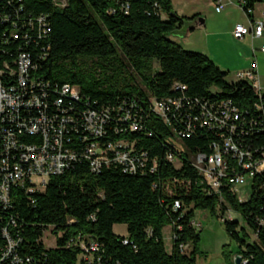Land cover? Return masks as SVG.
Returning a JSON list of instances; mask_svg holds the SVG:
<instances>
[{
	"label": "trees",
	"instance_id": "1",
	"mask_svg": "<svg viewBox=\"0 0 264 264\" xmlns=\"http://www.w3.org/2000/svg\"><path fill=\"white\" fill-rule=\"evenodd\" d=\"M61 1L0 2V67L5 61L18 67L23 49L37 65L38 77L51 83V88L64 84L79 88L90 101L88 107L131 106L136 101L140 130L109 129L102 138L88 134L90 139L79 142L78 125L73 131L69 127L65 145L81 154L86 141L101 148L107 141L115 146L128 142L134 143L139 157L143 152L147 156L140 157L142 164L136 161L134 172L115 160L94 172L89 161L79 157L62 174L49 178L44 191L10 189L14 200L10 211L18 216L21 228L23 264H84L87 257L91 264L98 259L101 264H195L200 252L195 210L216 214L220 206L224 215L227 204L242 215L254 238L248 241L249 233L238 221H224L230 240L239 245L242 264H264V174L254 177L252 197L243 202L227 187L209 194L193 165V158L211 154L218 140L217 132L202 126L199 119L201 106L212 102H232L240 113L235 135L253 152L264 147L254 83L239 78L227 82L228 73L211 58L187 51L169 38L185 21L198 17L179 16L172 0H65V5ZM246 1L248 9L255 8L258 0ZM39 16L46 18L50 28L42 38L37 22L29 27ZM14 32L17 41L11 38ZM72 97L71 103H78ZM169 99L181 100L182 105L169 112L167 122L155 112L154 101ZM176 200L181 203L178 209H174ZM117 224L127 225L128 236L113 232ZM167 226L172 228L171 253L163 237ZM47 229L55 237L53 248L45 244ZM79 235L86 242L95 240L100 250L89 252L70 243ZM4 243L0 232V248ZM227 247L221 255L233 264ZM0 264H10L1 262V250Z\"/></svg>",
	"mask_w": 264,
	"mask_h": 264
},
{
	"label": "built area",
	"instance_id": "2",
	"mask_svg": "<svg viewBox=\"0 0 264 264\" xmlns=\"http://www.w3.org/2000/svg\"><path fill=\"white\" fill-rule=\"evenodd\" d=\"M61 2L62 5L66 4L65 0ZM227 4L239 6L250 18L248 25L242 23L235 25L232 32L234 38L242 40L248 35L253 39L263 36L264 9L261 10L260 19L254 20L255 8L246 9V0H214L218 13L222 12ZM35 22L40 27L39 38L48 34L50 28L44 16L31 20L29 27L33 28ZM11 38L17 41V32H14ZM261 51L264 53V45ZM41 56L43 58L45 56L44 49ZM18 58L23 60V67H15L14 62L11 65L7 61L0 67V152H3V160H0V232L5 240L0 250L1 262L9 261L10 264H23L24 261L19 257L22 239L21 228L17 223L18 216L10 211L14 200L5 199L4 189H11L14 192L25 189L27 193L42 190L45 185H36L35 178L60 175L79 157L89 161L94 172H99L104 163L109 164L113 160L134 172L137 169L136 161L142 164L140 157L145 160L147 156V153L143 152L139 157L134 143L128 142H121L115 146L112 141H107L105 148H101L99 143H89V146L81 147V154L78 153V149L66 146L65 138L71 134L69 127L73 131L78 125L80 128L76 129L75 133L79 142L81 139H90L87 138L88 134L102 138L107 135L109 129L117 133L123 130L131 132L140 130L135 110L139 105L132 101L131 106L125 103L102 108L88 107L90 101L82 96L79 88L69 84L51 88V83L38 77L36 75L38 67L28 52L21 49ZM237 76L239 79L253 82L257 89L260 102L255 103V107L261 112L262 122L260 119L258 124L263 134L264 96L258 81L257 61L255 60L250 71L240 72ZM71 95H78V103H71ZM181 105V100L154 101V110L168 122L169 112L172 109L177 112ZM199 119L202 126H207L218 134V140L211 146L213 150L211 154L199 153L193 158V165L201 175L202 182L207 185L209 194L220 193L223 187L238 194L237 187L245 184L247 178H250L252 183L256 175L264 174V147L253 152L251 148L244 146L238 135H235L240 113L232 102L223 100L212 102L209 106L202 105ZM79 133L81 136H78ZM179 135L189 136L185 133ZM70 139L67 140L69 144ZM122 144L125 148H122ZM109 151L113 155L112 158L109 157ZM154 170L156 166L153 167L152 171ZM180 205V201L176 200L174 209H178ZM47 234L51 236L52 231L47 229L44 240L47 239ZM84 238V235H79L70 243L80 245L83 250L89 252L100 250V245L95 240L86 242ZM186 248L188 246L184 247ZM85 261L87 262L84 264H91L88 257ZM96 264H101V259H98Z\"/></svg>",
	"mask_w": 264,
	"mask_h": 264
},
{
	"label": "rangeland",
	"instance_id": "3",
	"mask_svg": "<svg viewBox=\"0 0 264 264\" xmlns=\"http://www.w3.org/2000/svg\"><path fill=\"white\" fill-rule=\"evenodd\" d=\"M172 4L179 16L191 18L196 14H200V17L207 21V26L190 30L191 21H187L174 34L170 35L171 40L187 51L199 52L211 58L222 70L224 69L223 71L228 73L226 80L229 83H236L238 73L250 71L253 68V62L256 60L259 73L258 81L264 92V56L257 55V58L253 57L251 45H243L232 34L237 23H245V14L242 9L235 5H229L218 13L211 0H172ZM262 9H264V0H258L255 13L257 18L260 16ZM247 56H250L251 60L250 63L245 64ZM155 67H158L156 61ZM179 165L177 163V166ZM34 182L38 186L47 185L49 178H35ZM237 191L241 201H249L253 194L251 179L247 178L245 184L237 187ZM226 207L227 210L224 215H222L220 206L217 207L216 214H213L210 210H195L194 224L196 230L200 233V252L197 254L195 264H229L221 255L226 244L232 254L231 261L235 264L239 245L230 240L224 228L225 220L238 221L241 227H244L249 233L248 241H253L251 229L245 224L242 215L232 210L230 205L227 204ZM113 232L116 235L126 237L128 236L127 225L117 224L114 226ZM51 236L47 234L45 240L48 248L55 246V237ZM163 237L166 251L171 253L173 235L170 226L164 228ZM186 251L189 252V249Z\"/></svg>",
	"mask_w": 264,
	"mask_h": 264
},
{
	"label": "crops",
	"instance_id": "4",
	"mask_svg": "<svg viewBox=\"0 0 264 264\" xmlns=\"http://www.w3.org/2000/svg\"><path fill=\"white\" fill-rule=\"evenodd\" d=\"M213 3H214V0H211ZM257 3V2H256ZM227 6H229V4H227ZM226 6V7H227ZM236 6V5H235ZM261 6V5H260ZM225 7V8H226ZM237 7H239V6H237ZM224 8V9H225ZM240 8V7H239ZM241 9V8H240ZM243 13L245 14V23H243V22H239V23H242V24H245V25H248L249 23H250V18H249V16L246 14V12L245 11H243ZM255 13H256V5H255V11H254V16H253V19L254 20H258V19H260V17L261 16H259L258 18L256 17V15H255ZM196 15H198V17H200V14H196ZM260 15V14H259ZM206 26H207V21H206ZM189 35V34H188ZM187 35V36H188ZM238 40V39H237ZM243 45H247V44H250L251 45V48H252V55H253V57H255V58H257V55H262V56H264V53L261 51V47L264 45V34H263V36L262 37H260V38H255V39H253L252 38V36L251 35H248V36H246L244 39H242V40H239ZM248 58H246V62H245V64L246 63H250V60H251V57L250 56H247ZM255 62V61H254ZM254 62H253V64H254ZM222 69V68H221ZM224 70V69H223Z\"/></svg>",
	"mask_w": 264,
	"mask_h": 264
},
{
	"label": "water",
	"instance_id": "5",
	"mask_svg": "<svg viewBox=\"0 0 264 264\" xmlns=\"http://www.w3.org/2000/svg\"><path fill=\"white\" fill-rule=\"evenodd\" d=\"M189 21H191V27L190 30H195L201 27H206V20L204 18L201 17H197L195 19H190ZM187 21L184 22V24ZM235 264H242V257L241 256H237L236 260H235Z\"/></svg>",
	"mask_w": 264,
	"mask_h": 264
},
{
	"label": "bare ground",
	"instance_id": "6",
	"mask_svg": "<svg viewBox=\"0 0 264 264\" xmlns=\"http://www.w3.org/2000/svg\"><path fill=\"white\" fill-rule=\"evenodd\" d=\"M18 67H23V60H21V58L18 59V63H17ZM72 96V95H71ZM74 100H78V96L77 95H73L72 97ZM86 141V140H84ZM84 145L85 146H89V143L84 142ZM0 160H3V152H0ZM10 189H4V196H5V199H10L11 196H9L10 194Z\"/></svg>",
	"mask_w": 264,
	"mask_h": 264
}]
</instances>
